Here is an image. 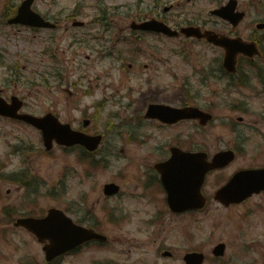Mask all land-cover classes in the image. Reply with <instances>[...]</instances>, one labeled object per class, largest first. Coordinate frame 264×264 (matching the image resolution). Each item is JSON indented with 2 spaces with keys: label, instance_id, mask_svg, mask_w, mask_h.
<instances>
[{
  "label": "rangeland",
  "instance_id": "374dc122",
  "mask_svg": "<svg viewBox=\"0 0 264 264\" xmlns=\"http://www.w3.org/2000/svg\"><path fill=\"white\" fill-rule=\"evenodd\" d=\"M20 1L0 0V93L8 97L15 93L25 101L23 110L37 115L50 110L61 121H70L76 128L83 117H90L87 130L102 132L104 140L100 149L92 155L97 161L92 167L86 163V159L80 160L75 150L65 151L54 144L53 150L47 152L36 128L0 116V163L3 162L0 166V264H21L19 258L28 254L34 255V258L29 259L44 264L41 243L28 231L13 227L10 222L17 215L31 213L32 209L42 214L49 207L62 208L77 223L96 227L109 237L101 247H83L79 253L67 256L62 264H135L139 256L146 260L151 258L161 237H170L165 241V245L170 246L180 243L181 237L191 231L202 233L213 229L218 233L214 234V239H217L224 231L235 229L238 222L236 218L241 213L240 207H221L212 201L217 183H222L223 176L217 179L212 173L204 185L205 194L211 202L206 211L180 217L166 215L165 209H158L162 208V199L138 197V192L144 190L139 178L145 181L146 176L149 177L152 173L151 164L165 157L171 144L187 148L201 146L209 156L221 146L228 145L229 141L226 140L234 135L228 127L235 116L243 118L240 127L245 126L244 123H253L260 134L255 133L256 136L251 138V134L246 132V150L238 153L230 165L218 172L228 175L235 165L245 164V160L257 152L258 147H264V69L242 75L240 81L245 84L239 89L226 87L225 77L209 76L210 79L207 78L205 82L206 73L211 74L210 66L218 67L217 59L222 55L221 49L196 40H183L181 44L184 47L180 51L181 45L177 39L164 38L165 42L164 39L158 41L153 35L140 34L145 41L138 47L144 49V53L141 54L138 47L133 49L128 46L126 59L121 64L117 53H111L113 49L109 50L108 45H104L106 52L100 54L97 51L91 60L82 56L81 68L75 70L72 62H63L71 52L70 34L57 36L61 30L33 31L6 22L5 13L2 16L6 4L17 5ZM131 1L103 0V3L111 11V5H126ZM148 2L152 3L151 0ZM192 2L197 6L200 16L209 15L208 9L212 7L210 0ZM77 3L89 4L85 9L87 13L96 11V0H38L34 2L33 8L62 21L63 16ZM254 8L246 18L264 20V6L258 4ZM173 10L178 11L180 7ZM122 13L117 14L115 19H119ZM169 17L178 18L179 14L170 12ZM247 19L237 27L238 33L243 36L249 32L246 28ZM127 22L121 17L117 25L127 27ZM117 25L113 34L118 30ZM93 27L94 30L100 28L97 25ZM77 30L76 27L71 28L72 32ZM100 43L98 41L96 44L97 48ZM46 47L57 53L55 58L58 63L63 62L59 80L49 73L58 64L56 61L52 64L54 58L44 55ZM156 49L168 58L162 64L155 61V65L160 66L158 71L153 68L152 55L157 54ZM129 61L136 63L127 69ZM143 64L148 66L143 68ZM167 64L170 65L167 67ZM42 75L47 77L49 90L37 84ZM75 82L78 85L76 95L73 93ZM188 87L193 96L185 92ZM153 101L166 102L172 106L197 103L202 109H209L214 120L202 126L198 130L200 134L188 137L187 133L198 132L195 131L193 121L163 127L156 119L144 117L148 103ZM98 103L101 106L97 108ZM232 104L247 111L239 112L232 108ZM225 119L224 130L221 125ZM15 143L17 153L8 156V150ZM9 172L14 173L13 180L16 182L11 179ZM112 180L120 185L123 194L109 198L101 188L103 183ZM22 182L28 183L23 185ZM37 186L38 189L33 191ZM159 195L157 193L156 196ZM254 197L256 195L251 199ZM118 209L122 211L121 219L116 212ZM6 210H15L16 213H8V221L2 222ZM260 210L258 207L247 212L251 221L244 225L252 229L255 239L260 233L254 217ZM158 214L159 219L155 223L147 221V216L156 218ZM263 214H260V227ZM213 222H217V225L211 227Z\"/></svg>",
  "mask_w": 264,
  "mask_h": 264
},
{
  "label": "flooded vegetation",
  "instance_id": "af4514ba",
  "mask_svg": "<svg viewBox=\"0 0 264 264\" xmlns=\"http://www.w3.org/2000/svg\"><path fill=\"white\" fill-rule=\"evenodd\" d=\"M154 4V8L161 7L162 11L164 12V18H162L167 23H174V26L176 28H179L182 26V24L187 25H198L202 30L208 29L211 31H216L221 34H227L229 36H237V31L235 27L233 28L231 25L229 27L226 26H218V21L210 15H203L200 16V12L197 9V6L192 3L191 8H185L188 5V0L185 3H176L172 6L181 7V11L179 13V18L173 19L172 17H169L167 12L168 10H164V7L166 6L167 2L166 0H156ZM264 5L263 0H245V1H239L237 2V8L244 11L245 16H247V13L249 11L248 7L251 5L254 8V5ZM221 5V4H220ZM219 5V6H220ZM182 15H187V18H182ZM182 16V17H180ZM99 21V24L102 25V18H94L90 22L97 23ZM254 27L256 21L253 22ZM83 27V26H81ZM66 28V27H65ZM121 30H124L125 27H120ZM247 29L250 31L247 35L246 41H252L256 43V47L259 54H254V51L249 48L248 52L250 55L243 56L241 54L238 55V69L237 72L234 74L227 73L223 65L221 64L222 56L217 59V65L216 68L214 65H211L210 68L211 74L206 73V78L211 77H223L222 75H227L226 84L233 83L239 81L240 74L237 76L236 74L240 71L242 74H247L250 72H259L261 69H264V31L261 29H255L251 26H248ZM88 29H85L82 34L87 33ZM96 32H93L89 34L90 36H95ZM99 33V32H97ZM127 36L124 37L125 43L132 45L137 41V33H133V31H128L126 34ZM193 38H186L190 40H194ZM200 42L208 43L205 38H195ZM209 44V43H208ZM99 47H103V44H100ZM218 47V46H217ZM91 48V47H90ZM220 48V47H219ZM218 48V49H219ZM221 49V48H220ZM263 79V78H262ZM264 81V79H263ZM76 95V93H75ZM242 118H236L235 120H231L229 124V130H232L234 135L227 139L226 141H229L228 145H224L221 147H224V149H232L235 153L234 158L238 156V153L240 154L242 150H246V142L247 140V134L246 132H249L251 134V138H253L255 133L259 131V129L252 123H244L245 126L239 125L243 121H241ZM195 121V120H192ZM241 121V122H239ZM198 122V121H196ZM225 122L226 119L222 121L221 125L224 127L225 130ZM227 131V130H226ZM260 134V133H257ZM255 146L256 143H254ZM258 147V146H257ZM257 152L250 155L245 160V164L243 165H235L232 168L231 173L224 179L225 174H221L223 172H218V170H213V174L217 175L221 178L223 176L222 183L225 182L234 172L235 170L242 169L243 167L248 168H254V167H264V147H258ZM212 155V154H210ZM260 156H262L261 159H257ZM233 158V159H234ZM232 159V160H233ZM225 165L224 167L230 165ZM219 181L218 187L222 185ZM216 204L219 206H238L242 204V202H234L230 203L228 205H222L217 200L213 199ZM259 205L264 207V195L262 196V199L259 201ZM241 209V208H240ZM244 210V209H242ZM241 211V210H240ZM264 213V212H262ZM261 213L256 214L254 217L255 224L259 228L260 236L257 237V239L253 238L254 233L252 229L246 225V223L251 221V216H247V213L239 214L236 218V221H238L235 225V229L227 230L222 233V236H218L217 239L214 234L218 233L213 231H207V232H191L184 234L181 237V242L177 244L173 243L169 245H165L166 239H170V237H161L159 240L158 245L155 247L154 250H156L155 253L149 258V260L143 259L142 256L138 257V260L135 261V264H174L175 262L179 264H264V214L261 220L262 227L259 225V221L261 219L260 216ZM213 225L216 226L217 222H213ZM215 240V242L213 241ZM127 263V262H126ZM129 264V263H127Z\"/></svg>",
  "mask_w": 264,
  "mask_h": 264
},
{
  "label": "water",
  "instance_id": "95a60500",
  "mask_svg": "<svg viewBox=\"0 0 264 264\" xmlns=\"http://www.w3.org/2000/svg\"><path fill=\"white\" fill-rule=\"evenodd\" d=\"M32 2V0H25L18 8L19 10L22 12V14H26L27 16H30L32 19H34V23H36L37 25L40 24H45V25H49L47 21H44L43 18L40 17V15L34 13L30 8L29 5ZM19 19V15L17 17H14L12 19H10V21H15L17 22ZM211 39V38H210ZM222 43L228 47L227 50V56L225 57V63H231V70L234 69V62H235V52H231L230 53V49L234 46L233 43L230 42V39H226V41L222 40ZM13 104V103H12ZM11 105H7L4 100L0 97V112L4 113V114H10V115H14L19 118H28L29 120H31V122H37L38 125L40 126H47L50 125L51 121H55L56 119L52 118V116L50 115H45L43 118H38V117H31L27 114H16L15 112H13V107ZM194 107H186L185 109L182 110H178L177 108H171L167 105H156L153 104V106H151V110L152 111H156V114L158 116H160L161 118L167 117L166 120L173 122L179 118H186V117H194L197 116L198 113H201L198 109H191ZM203 116V119H207L208 117H210V115H206V114H201ZM52 136H55L57 138L58 141L65 143V144H70V143H75V142H81L84 145H89L91 148H94L95 144L100 140V136H86L80 132H74L72 131L69 126L66 125H60V124H56L55 126H53V131H52ZM88 147V146H87ZM52 213V212H51ZM50 213V214H51ZM26 224H29V220H25L24 221ZM30 225V224H29ZM92 235L90 232H88L86 229H83V231L79 234L77 233L75 235V240L76 242L82 241V239L85 238H90Z\"/></svg>",
  "mask_w": 264,
  "mask_h": 264
},
{
  "label": "trees",
  "instance_id": "16d2710c",
  "mask_svg": "<svg viewBox=\"0 0 264 264\" xmlns=\"http://www.w3.org/2000/svg\"><path fill=\"white\" fill-rule=\"evenodd\" d=\"M10 13H13V9L10 10Z\"/></svg>",
  "mask_w": 264,
  "mask_h": 264
}]
</instances>
